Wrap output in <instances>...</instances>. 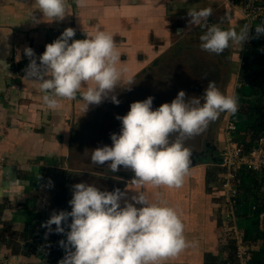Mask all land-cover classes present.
<instances>
[{"label": "crops", "instance_id": "obj_1", "mask_svg": "<svg viewBox=\"0 0 264 264\" xmlns=\"http://www.w3.org/2000/svg\"><path fill=\"white\" fill-rule=\"evenodd\" d=\"M69 3V15L63 21L47 22L36 9L35 0H0V59L9 65L7 71L0 68V189L4 190L0 196V259L9 258L11 264H59L65 255L59 241L66 240V234L49 233L42 224L54 211H71L68 201L72 199L73 185L85 182L101 191L120 189L126 192L128 202H132L131 197L139 188L132 183L135 176L130 169L100 175L83 170L82 161L72 159L74 155L91 153V148L84 147L73 153L76 130L110 99L98 106L90 105L86 111L79 99L60 100L57 110L48 109L39 85L24 79L29 64L24 49H33L39 64L38 57L46 45L66 28L76 30L74 39H85V32H94L99 25L114 35L122 64L128 69L126 75L144 79L148 77L143 74L146 66L150 64V68L158 63L185 38L196 36L195 41L199 42L198 34L206 31L199 26L188 30L189 8L211 6L210 25L235 27L239 31L245 24L240 11L219 0H81L79 5L69 0ZM31 13L41 22L34 23L29 18ZM256 26L251 29L252 37ZM253 39L257 46H250V53L257 60V48L264 47V35ZM234 55L232 61L241 66V55ZM253 69L260 72L264 66L258 63ZM238 73L236 69L231 74L224 94H235L233 84L239 83ZM212 80L211 77L208 81ZM250 82L241 92L242 103L253 105L258 95L253 92L255 81ZM200 83L206 88V83ZM127 84L123 79L113 94H123ZM185 88L183 91H191L188 85ZM221 116L225 126L220 128V135L225 140L226 126L233 120L231 114L221 113ZM176 135L172 137L174 140ZM236 135L237 129L233 132ZM106 144L110 143L103 142ZM206 167L205 164L191 166L180 188L146 185L142 189L151 202L163 200L177 209L185 226V237L198 242L196 247L161 264H205L207 256L208 264H236L229 260L236 258L231 249L233 245L236 254L235 231L251 251L254 264H264V192L259 196L254 189L257 185L260 192L264 183L251 180L249 173L241 176V200L234 218L223 190L218 192L212 188L213 184H207ZM253 203L258 204L257 213L250 210ZM63 226L65 232L70 230Z\"/></svg>", "mask_w": 264, "mask_h": 264}, {"label": "clouds", "instance_id": "obj_2", "mask_svg": "<svg viewBox=\"0 0 264 264\" xmlns=\"http://www.w3.org/2000/svg\"><path fill=\"white\" fill-rule=\"evenodd\" d=\"M72 2L79 5L81 0ZM35 5L47 22L63 21L69 15V0H35ZM212 14L211 6H193L187 12L188 30L193 26L206 29L200 36V47L205 52L220 55L230 42L242 50L249 39L264 35V23L255 27L252 37L248 24L239 31L235 27L210 25L208 19ZM29 18L36 24L41 22L33 13ZM85 33V39H74L76 30L66 28L46 45L38 57L39 64L34 50L24 49L29 59L24 79L39 85L43 103L50 110H57L60 100L79 99L85 111L90 105L98 106L109 99L119 105L113 94L117 86L123 79L130 86L135 83L126 75L128 69L122 64L114 35L99 25L94 32ZM8 67L0 59V68L7 71ZM185 98L186 92L180 90L171 103L153 110L154 97L149 96L131 103L126 115L116 116L122 125L120 133L110 134L112 146L92 150L90 160L101 166L110 162L107 168L113 173L121 166L132 170V183L139 186L137 194L128 202L126 192L120 189L101 191L85 182L73 185L72 199L68 201L71 211H54L42 224L49 233L66 234V240L59 241L65 250L59 264H161L198 245L185 237L177 209L163 200L151 202L142 189L146 185L182 187L191 165L186 142L204 132L221 113L235 115L240 104L237 95L222 93L215 81H209L202 97ZM173 133L177 135L170 142ZM3 194L0 189V196ZM63 225L70 230L65 232Z\"/></svg>", "mask_w": 264, "mask_h": 264}, {"label": "rangeland", "instance_id": "obj_3", "mask_svg": "<svg viewBox=\"0 0 264 264\" xmlns=\"http://www.w3.org/2000/svg\"><path fill=\"white\" fill-rule=\"evenodd\" d=\"M244 23L246 24V22ZM200 36L201 35L199 34L197 36L199 42L195 41L196 36L185 38L183 42H180L179 44L173 46V53H167L161 60L158 61V63L152 64L150 68V64L146 66L144 70L145 73L143 74L148 75L147 78L141 79L139 77H135L133 79L135 82L133 85L130 86L129 84H127V87L130 86V90L125 87V89L123 90V94L121 93L116 95L120 101L119 105L113 104L109 100L104 103L100 108L96 109L92 113V119H90V121L89 119H87L85 125H81L80 128L76 130L75 138L72 144L73 153L77 152L78 147H80L81 149L83 147L91 148L89 150L92 151L97 147H103V142H109L110 144L108 146L112 145L110 134H119L122 127L121 122L116 119V116L126 115L130 110V104L133 102L143 101L149 96H152L154 97L153 110H155L163 103H171V101L177 96L178 92L180 90L186 89L185 87L187 85L189 86L190 90H193V92L185 90L186 100L193 96L202 97L205 87L200 82H203L204 84L206 83L205 86L207 87L209 81L202 73L199 72L201 68L208 69V73L213 77L212 81H215L218 88L221 90L222 93H224L225 87L227 85L228 80L230 79L231 74H234L236 72V69L237 71L240 70V65L236 63L237 61H232V58L235 57L234 54H240L242 58L243 54L245 53V49L249 46H254V43L252 39H249L247 42L244 43L242 50H240L238 46H233V44H229V47L226 48L223 53H221L220 55H216L210 54L201 49ZM257 49L254 51L256 52ZM244 80L245 79L243 78L239 81V83L236 84L235 82L233 84V92L235 93V95L241 98L243 97V95H241V88L244 86H249V83H246V81ZM245 98H247V96ZM240 100L241 101H239V104L244 101V98ZM255 100L259 101L258 99ZM260 101L262 102V106H264V98H262ZM250 106L253 107V105ZM240 107L244 109L249 108L247 103H242ZM222 125L223 127L225 126V120L222 119V116L220 114L219 118L216 121L211 122L208 125L207 129L201 133V135H198L195 138L188 140L185 145L190 150V153L193 157H196L194 155L195 152H203V157L209 156L210 158H216V161L220 160L217 163H205V165H207L206 172H208L212 168H214L215 170L216 182H214V186L211 187L216 191L218 190V192L219 190H221L220 182L218 180L220 179V176L218 177V175H222V173L225 171H223V168L220 166L221 159L219 157L221 153L220 150L225 144L223 136L220 135V128L222 127ZM174 134L175 133L170 134V142L174 141V138H172ZM200 136H204L205 138H200ZM235 139L236 137L233 136V142H236ZM211 146H214L216 150L210 151ZM89 154L91 153H85V155L82 156L74 155L73 157L75 159L77 158L78 160H75L74 158L72 159L74 161H82L81 165L83 167V170L90 171L95 174L107 176L119 173L124 170V168H121L118 172H110L107 168V163L110 162H107L103 166L92 165ZM196 164L199 163L196 162ZM256 178L257 179L254 180L257 182L260 181L262 184L261 177L256 176ZM262 186H264V184H262ZM243 189L247 191V189ZM254 189L256 190V192H258L257 194L259 196H261L262 192H264V189H261L262 191L260 190V193L259 188H257V185L254 186ZM237 206L231 208L230 211V214H232L234 218L237 217L236 213L238 212L239 205ZM237 236L238 235H235L234 240ZM235 245L237 247L236 242Z\"/></svg>", "mask_w": 264, "mask_h": 264}, {"label": "built area", "instance_id": "obj_4", "mask_svg": "<svg viewBox=\"0 0 264 264\" xmlns=\"http://www.w3.org/2000/svg\"><path fill=\"white\" fill-rule=\"evenodd\" d=\"M231 8L240 11L246 24L252 28L255 24L264 23V0H219ZM241 88V87H240ZM239 88V90H240ZM243 88V87H242ZM241 88V89H242ZM236 130L234 122H229L226 126L224 146L220 150V166L223 168L220 174V186L227 198L231 208L240 205L239 190L241 176L245 173H252L255 176H264V135L254 143L248 153H244L243 147L233 142V132ZM222 177V178H221ZM238 207V206H237ZM258 204L250 206L252 212H257ZM236 237V264H252V253L243 243L242 237ZM11 259L1 258L0 264H11Z\"/></svg>", "mask_w": 264, "mask_h": 264}, {"label": "trees", "instance_id": "obj_5", "mask_svg": "<svg viewBox=\"0 0 264 264\" xmlns=\"http://www.w3.org/2000/svg\"><path fill=\"white\" fill-rule=\"evenodd\" d=\"M252 40H254L252 38ZM257 46L256 44H254ZM260 47V48H259ZM259 49V57L258 59H253L250 53L251 47H247L245 49V53L243 54L241 60L242 65L240 66L239 70V81L243 78L244 81H247L248 83H251L250 81H255L256 88L253 89V92H257L258 100L255 104H253V107L248 105L247 108H239V111L235 114H231V118L236 126L237 129V136L235 141L239 143L243 147L244 153H248L251 147L254 145V143L259 139L260 136L264 135V106H262V102L260 101L262 98H264V69H262L260 72L255 71L253 69V66L256 64H261L264 66V47L261 48V46H258ZM250 79V81H248ZM246 82V83H247ZM250 86V85H249ZM244 86L241 90L242 93L245 91ZM257 90V91H256ZM195 160L199 164H205V163H211L213 162L211 158L208 157H201L197 158L195 157ZM218 162V161H217ZM216 162V163H217ZM210 171V172H209ZM208 172H206V182L207 184H214L216 182L215 180V170L214 168L210 169ZM251 180L255 179V176L252 173H249ZM248 176V175H247ZM262 179V183H264V176H260ZM264 208V207H262ZM260 209L257 210V212ZM256 212V213H257ZM235 257V247L232 245V248ZM209 256L205 257V264H208V258ZM230 262L235 263V259H229ZM207 261V262H206ZM252 264H254V261H252Z\"/></svg>", "mask_w": 264, "mask_h": 264}, {"label": "flooded vegetation", "instance_id": "obj_6", "mask_svg": "<svg viewBox=\"0 0 264 264\" xmlns=\"http://www.w3.org/2000/svg\"><path fill=\"white\" fill-rule=\"evenodd\" d=\"M199 72L200 73H202L206 78H207V80H209L212 76L208 73V69L207 68H201L200 70H199ZM213 78V77H212ZM191 92H193V90H191ZM202 101V103H203V100H201ZM201 135V134H200ZM204 136H200V138H203ZM205 138V137H204ZM198 142V141H197ZM213 150H216V148H214V146L212 147H210V151H213ZM197 158H201V157H203V152H195V154H194ZM198 155V156H197Z\"/></svg>", "mask_w": 264, "mask_h": 264}, {"label": "water", "instance_id": "obj_7", "mask_svg": "<svg viewBox=\"0 0 264 264\" xmlns=\"http://www.w3.org/2000/svg\"><path fill=\"white\" fill-rule=\"evenodd\" d=\"M222 28V27H221ZM190 159H191V165H190V167L191 166H194L195 164H196V160H195V157H193L192 155L190 156ZM211 160L213 161V162H217L216 161V158H211ZM218 161H220V160H218Z\"/></svg>", "mask_w": 264, "mask_h": 264}]
</instances>
